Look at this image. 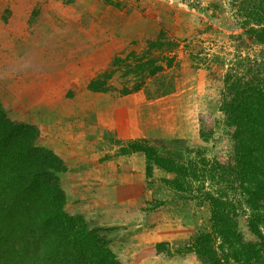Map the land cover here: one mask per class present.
Returning a JSON list of instances; mask_svg holds the SVG:
<instances>
[{
  "label": "rangeland",
  "instance_id": "374dc122",
  "mask_svg": "<svg viewBox=\"0 0 264 264\" xmlns=\"http://www.w3.org/2000/svg\"><path fill=\"white\" fill-rule=\"evenodd\" d=\"M239 9L237 0H12L0 14V22L13 18L14 35L20 36L4 37L0 28V47H4L0 68L4 65L8 72L12 66L20 75L25 71L28 85L41 67L44 72L38 70V79L43 90H35L37 96L53 84L57 95H92L89 99L94 101L86 104L110 107L117 114L121 136L109 134L107 140L108 145L120 146L119 155H143L120 150L128 148L129 141L144 140L158 156H170L178 164L192 161L198 170H211L191 181L190 194L174 189L173 173L155 165L147 173L145 161L141 192L146 198L136 214L129 220L122 214L115 220L84 219L91 227L106 230L120 264H241L230 257L228 246L220 248L206 200V195H218L217 181L209 178L215 170L220 174L216 165L233 155L220 109L221 82L212 73L264 63V45L245 33ZM2 75L0 70L3 109L14 121L35 125L38 111L22 109L19 102L34 101L35 94L9 99ZM84 81L85 87L75 86ZM93 81L108 91H93L89 85ZM129 121L133 123L128 132ZM130 135L134 138H124ZM226 186L230 189L221 197L225 211L237 213V230L245 241H256L247 227L250 210L237 184ZM200 234L211 235L215 259L195 253L193 242ZM125 235L137 236L133 245Z\"/></svg>",
  "mask_w": 264,
  "mask_h": 264
},
{
  "label": "trees",
  "instance_id": "16d2710c",
  "mask_svg": "<svg viewBox=\"0 0 264 264\" xmlns=\"http://www.w3.org/2000/svg\"><path fill=\"white\" fill-rule=\"evenodd\" d=\"M237 2L245 19L239 24L264 45V0ZM219 70L211 77L221 82L220 109L233 155L216 165L219 175L214 169L215 176L209 177L219 185L216 197L206 195L212 230L220 248L228 246L237 263L264 264V63L252 62L241 71L232 68L224 74ZM96 84H89L93 91H108ZM38 139L35 125L12 120L0 103V264H120L104 228L91 227L81 215L65 211L59 178L65 166ZM126 144L128 148L120 153L142 152L147 173L155 165L175 174L171 184L177 191L191 194V181L211 171L198 170L192 161L178 164L170 156H158L144 140ZM232 182L250 210L246 223L254 242L245 241L238 232L237 213L225 211L221 197ZM193 244L198 256L215 259L210 234H200Z\"/></svg>",
  "mask_w": 264,
  "mask_h": 264
},
{
  "label": "crops",
  "instance_id": "0c3cea01",
  "mask_svg": "<svg viewBox=\"0 0 264 264\" xmlns=\"http://www.w3.org/2000/svg\"><path fill=\"white\" fill-rule=\"evenodd\" d=\"M6 3L11 4L12 0H0V14ZM27 20L28 17L25 16L24 23H21L24 28ZM13 22V18L0 22V28L3 29L0 32L4 37H20L19 34L14 35L17 29L12 28ZM51 38L55 37L51 36ZM3 48L2 45L0 51ZM34 48L39 49L38 45ZM90 48L88 51L93 49ZM50 52L55 53L54 50ZM0 70L3 71V79H1L9 99L18 100L24 93L33 95L38 88L43 90L41 80L38 79V70L35 79L29 80L28 85L24 84L27 81L24 79L27 76L25 71L22 73L23 76L16 74L17 70L11 66L7 72L4 65ZM39 71L44 72L43 69ZM34 72L35 69L32 73ZM12 76L17 80L14 81ZM6 81L10 84L6 85ZM76 85L81 89L86 86V82ZM56 89L57 84H53L46 87L42 95L35 94L37 99L33 97L34 101L25 104L24 99H20L19 102L22 109L34 108L35 112L38 111L39 120L32 122H35L40 133L38 142L48 147L63 161L65 171L59 175V178L65 194L67 211L72 215H82L87 221L92 220L93 216H98L97 219L101 221L115 220L120 214L129 220L133 214H136L143 198H146L141 192L145 180L143 155L140 153L119 155L120 146L117 143L108 145L109 134L115 135V138L121 136L117 114H114L112 108L86 104L94 101L89 99L92 95H88L89 97L80 93L72 96L64 93L57 95L54 92ZM113 117L115 118L112 119ZM122 122L128 121L122 120ZM132 123L129 121L127 125L128 132L132 130ZM124 138L134 137L130 135ZM119 219L121 221L122 218ZM117 232L125 234L126 230L119 229ZM127 236L124 237L125 241L133 245L137 236L130 238Z\"/></svg>",
  "mask_w": 264,
  "mask_h": 264
}]
</instances>
